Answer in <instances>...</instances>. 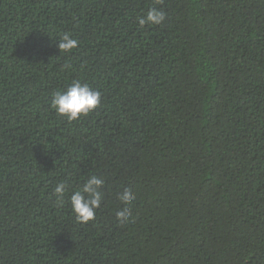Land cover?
Segmentation results:
<instances>
[{"label":"trees","instance_id":"trees-1","mask_svg":"<svg viewBox=\"0 0 264 264\" xmlns=\"http://www.w3.org/2000/svg\"><path fill=\"white\" fill-rule=\"evenodd\" d=\"M0 264H264V0H0Z\"/></svg>","mask_w":264,"mask_h":264}]
</instances>
